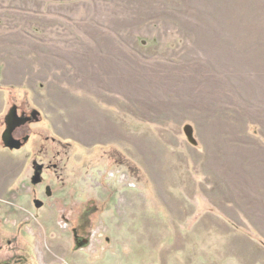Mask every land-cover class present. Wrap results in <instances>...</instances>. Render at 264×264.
<instances>
[{"label":"rangeland","instance_id":"obj_1","mask_svg":"<svg viewBox=\"0 0 264 264\" xmlns=\"http://www.w3.org/2000/svg\"><path fill=\"white\" fill-rule=\"evenodd\" d=\"M0 264H264V0H0Z\"/></svg>","mask_w":264,"mask_h":264},{"label":"water","instance_id":"obj_2","mask_svg":"<svg viewBox=\"0 0 264 264\" xmlns=\"http://www.w3.org/2000/svg\"><path fill=\"white\" fill-rule=\"evenodd\" d=\"M37 114H40V113L38 111H35L33 113V118H35V120H37ZM31 120H32V118H30V117H24V116L20 117L18 115L16 106L13 107L9 111V113L6 117L7 128L5 129V131L2 134L3 143L7 148H9L10 150L20 149L24 145V143H26L28 141L29 137H25L24 141L22 142V141L16 139L13 136V133L17 128L22 127L23 125L27 124ZM190 133H192V132L190 131ZM190 140L194 143V140L192 138H190ZM40 170H41V167L38 169L36 176L33 178L34 184L41 181ZM42 204H43L42 202L36 201L37 207H40Z\"/></svg>","mask_w":264,"mask_h":264},{"label":"flooded vegetation","instance_id":"obj_3","mask_svg":"<svg viewBox=\"0 0 264 264\" xmlns=\"http://www.w3.org/2000/svg\"><path fill=\"white\" fill-rule=\"evenodd\" d=\"M13 106H16L17 107V110H18L19 115H22V116L32 117L33 113L36 111V110L28 109V108L24 110V109L21 108V105H13ZM33 120L34 119H32L27 125H30V124L34 123ZM26 136L29 137V140H30V135L27 134ZM18 139H21V138H18ZM21 140H24V139H21ZM36 166H37L36 167L37 169H39L41 167L40 172L42 173V175H45L48 172L49 168H50L49 166H46V164L44 162L37 163ZM53 167L57 168V165L54 164Z\"/></svg>","mask_w":264,"mask_h":264}]
</instances>
